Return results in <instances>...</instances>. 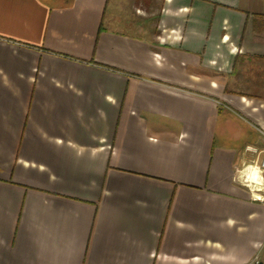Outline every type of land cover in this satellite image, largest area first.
Here are the masks:
<instances>
[{
  "label": "crops",
  "instance_id": "crops-1",
  "mask_svg": "<svg viewBox=\"0 0 264 264\" xmlns=\"http://www.w3.org/2000/svg\"><path fill=\"white\" fill-rule=\"evenodd\" d=\"M248 145L264 0H0V264H264Z\"/></svg>",
  "mask_w": 264,
  "mask_h": 264
},
{
  "label": "bare ground",
  "instance_id": "bare-ground-1",
  "mask_svg": "<svg viewBox=\"0 0 264 264\" xmlns=\"http://www.w3.org/2000/svg\"><path fill=\"white\" fill-rule=\"evenodd\" d=\"M246 174L248 178L247 182L251 185H258L263 183V178L261 177V169L259 168V166L250 165V168L247 170ZM255 196L258 197V199H262L260 193H257V195Z\"/></svg>",
  "mask_w": 264,
  "mask_h": 264
},
{
  "label": "rangeland",
  "instance_id": "rangeland-1",
  "mask_svg": "<svg viewBox=\"0 0 264 264\" xmlns=\"http://www.w3.org/2000/svg\"><path fill=\"white\" fill-rule=\"evenodd\" d=\"M254 137H256V139H257L256 141H257V142L262 141V137L259 136V134L257 133V131H255ZM247 147H252V149H254V150H253V151H248V150H247ZM247 147H246V150H245V151L248 153V155H251V156H252V157H251V160H254V161L248 162V163H246V164H250V163H252V162H254L253 164H256V162H259V161H260V160H257L258 155L261 154V156H263V153L260 152V150H259L257 147H253V146H251V145H248ZM245 166H246V165H244L243 168H244ZM243 168H242V169H243ZM263 178H264V172H263ZM263 183H264V182H263ZM261 190H264V184H263ZM260 195H261V194H260ZM261 196H262V195H261ZM262 198H263V196H262ZM252 261H253V262H252L251 264H256L257 262H260V263H261V260H260V257H259V256L255 257Z\"/></svg>",
  "mask_w": 264,
  "mask_h": 264
},
{
  "label": "built area",
  "instance_id": "built-area-1",
  "mask_svg": "<svg viewBox=\"0 0 264 264\" xmlns=\"http://www.w3.org/2000/svg\"><path fill=\"white\" fill-rule=\"evenodd\" d=\"M247 150H248V151H253L254 149H252V147H247ZM253 163H254V162H252V163H250V164H253ZM255 165H258L259 168L261 169V171L264 172V154H263L262 159H261L259 162H256ZM245 167H246V166H245ZM245 167L242 169V172H243V170L245 169ZM241 177H242V174H241ZM243 181H244V179H243ZM244 182H245V184H246L247 186L252 187V186L249 185L246 181H244ZM253 189L255 190L256 188L253 187ZM256 190H257V189H256ZM256 264H260V262H257Z\"/></svg>",
  "mask_w": 264,
  "mask_h": 264
},
{
  "label": "water",
  "instance_id": "water-1",
  "mask_svg": "<svg viewBox=\"0 0 264 264\" xmlns=\"http://www.w3.org/2000/svg\"><path fill=\"white\" fill-rule=\"evenodd\" d=\"M260 264H263L262 262Z\"/></svg>",
  "mask_w": 264,
  "mask_h": 264
}]
</instances>
